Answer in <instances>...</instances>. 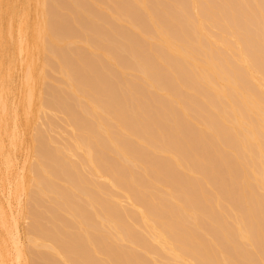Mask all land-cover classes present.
<instances>
[{
    "label": "bare ground",
    "instance_id": "obj_1",
    "mask_svg": "<svg viewBox=\"0 0 264 264\" xmlns=\"http://www.w3.org/2000/svg\"><path fill=\"white\" fill-rule=\"evenodd\" d=\"M24 6L0 11V264H264V0Z\"/></svg>",
    "mask_w": 264,
    "mask_h": 264
},
{
    "label": "rangeland",
    "instance_id": "obj_2",
    "mask_svg": "<svg viewBox=\"0 0 264 264\" xmlns=\"http://www.w3.org/2000/svg\"><path fill=\"white\" fill-rule=\"evenodd\" d=\"M3 1H6V0H2V2ZM11 4L13 3V5L11 6L12 8V10L10 9V8H8L7 10H9V12L10 13H19V12H21L22 10H23V8L24 7H26V6H24V4L26 3V0H23V2H22V0H11V1H9ZM5 3H7V1L5 2ZM18 3V4H17ZM22 4V5H21ZM18 5V6H17ZM6 6H7V4H6ZM6 6H4L3 4H2V7H6ZM8 6H10V5H8ZM7 6V7H8ZM17 6V7H16ZM23 7V8H22ZM6 9V8H5ZM7 10H4L3 11V8L2 9H0V11H1V14H5V18L7 19L8 17H7V14H10L9 12L7 13ZM32 10V12H30L31 14H34V8L33 9H30L29 11H31ZM5 11H6V13H5ZM3 15H2V17H3ZM1 17V15H0V18L1 19H4V18H2ZM2 21H0V24H2V26L4 27V25H5V21H3L2 23H1ZM6 22H8V19H7V21ZM7 26H5V28H6ZM6 43H8V42H6ZM8 46V44H5V46H4V50H5V53H4V59H5V65H7V62H9V59H10V56H12V54H14V47H13V44H12V42H10V44H9V48L7 47ZM5 47H7V48H5ZM9 49V50H8ZM8 50V51H7ZM19 78H20V70L19 69H17L16 70V72L14 73V79H15V82H13V83H11L10 84V86L12 87V88H14V89H19V82H18V80H19ZM14 86V87H13ZM29 135V134H28ZM29 138V136L27 137V135H26V141H27V139ZM29 141V140H28ZM26 144H28V143H26ZM23 150V151H22ZM17 154H18V156H16V158H19V160L18 159H16L15 161H17L18 160V162L20 161V163H18V162H15V169L17 170V168H18V170L20 169V168H22L21 166H24V163H23V160L25 159V157H23V155H25L26 156V150H25V148L24 149H20L19 150V153L17 152ZM16 154V155H17ZM21 156V157H20ZM21 159H23V160H21ZM18 163V164H17ZM23 163V164H22ZM22 164V165H21ZM0 197L1 198H3L4 199V197L2 196V194H0ZM0 198V202H2V200L3 199H1ZM3 202H5V199L3 200ZM18 206V203L16 202V203H14V208H16ZM9 207V210L11 209L12 210V208H10V207H12V206H8ZM10 210V211H11ZM10 215H11V213H10ZM13 215V214H12ZM11 215V216H12ZM13 217V216H12ZM25 223H27V221L26 220H24V219H21V221H20V228L22 229L21 230V235H22V238H24V239H26V227H24V225H22V224H24V222ZM23 228H25V229H23ZM24 230V231H23ZM24 232V233H23ZM16 233H17V231H16ZM23 233V234H22ZM3 232H2V230L0 229V235H2L3 236ZM24 234H25V236H24ZM19 235H18V233L16 234V236L15 237H17V238H19L18 237ZM17 238H15L16 239V241H18L17 240ZM24 239H22V240H24Z\"/></svg>",
    "mask_w": 264,
    "mask_h": 264
}]
</instances>
